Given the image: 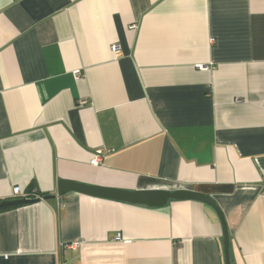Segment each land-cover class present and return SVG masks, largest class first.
I'll return each mask as SVG.
<instances>
[{
	"label": "crops",
	"instance_id": "obj_1",
	"mask_svg": "<svg viewBox=\"0 0 264 264\" xmlns=\"http://www.w3.org/2000/svg\"><path fill=\"white\" fill-rule=\"evenodd\" d=\"M62 182L208 196L230 264H264V0H0V202L37 200L0 264H225L210 205Z\"/></svg>",
	"mask_w": 264,
	"mask_h": 264
},
{
	"label": "water",
	"instance_id": "obj_2",
	"mask_svg": "<svg viewBox=\"0 0 264 264\" xmlns=\"http://www.w3.org/2000/svg\"><path fill=\"white\" fill-rule=\"evenodd\" d=\"M71 190L84 194H89L96 197L125 201L139 205H146L148 207H162L167 203L168 200H197L206 203L216 211L221 221L223 228V237H224L223 247H224L225 264H230L229 252H228L229 240L224 225V220L218 207L216 206L214 201L208 196L191 191H185V190H179L174 192L156 190V191H139V192L130 193V192L113 190V189L88 187L72 182H62L58 188V195H63ZM47 198L50 197H45V199ZM35 202H37V200H29L26 198L4 200L0 202V212H2L3 210L9 207H17V206H22L24 204H30Z\"/></svg>",
	"mask_w": 264,
	"mask_h": 264
},
{
	"label": "built area",
	"instance_id": "obj_3",
	"mask_svg": "<svg viewBox=\"0 0 264 264\" xmlns=\"http://www.w3.org/2000/svg\"><path fill=\"white\" fill-rule=\"evenodd\" d=\"M112 52L116 53L119 50V46L117 44L112 45L111 47ZM101 159L98 156H95L90 161V164L93 166H97L100 163ZM13 196L14 197H21L23 194L19 191L18 188L13 189Z\"/></svg>",
	"mask_w": 264,
	"mask_h": 264
},
{
	"label": "trees",
	"instance_id": "obj_4",
	"mask_svg": "<svg viewBox=\"0 0 264 264\" xmlns=\"http://www.w3.org/2000/svg\"><path fill=\"white\" fill-rule=\"evenodd\" d=\"M32 189H33V186H31L27 191L31 193V191H33ZM28 192H27V193H28ZM30 193L27 194V197H28V198H33L34 196H33L32 194H30ZM34 194H37V192L34 193ZM8 209H11V208H6L5 210H8Z\"/></svg>",
	"mask_w": 264,
	"mask_h": 264
}]
</instances>
